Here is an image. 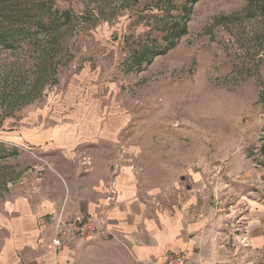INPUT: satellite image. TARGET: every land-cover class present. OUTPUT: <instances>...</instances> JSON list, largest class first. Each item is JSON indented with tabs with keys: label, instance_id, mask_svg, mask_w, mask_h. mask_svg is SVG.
Returning a JSON list of instances; mask_svg holds the SVG:
<instances>
[{
	"label": "rangeland",
	"instance_id": "obj_1",
	"mask_svg": "<svg viewBox=\"0 0 264 264\" xmlns=\"http://www.w3.org/2000/svg\"><path fill=\"white\" fill-rule=\"evenodd\" d=\"M47 2L68 17L51 39L0 43V197L58 159L32 137L71 136L73 163L126 169L162 198L199 175L242 264H264V244L244 247L250 230L264 236V0L187 5L175 46L128 73L130 54L167 44L160 0ZM170 2L181 16L186 0Z\"/></svg>",
	"mask_w": 264,
	"mask_h": 264
},
{
	"label": "crops",
	"instance_id": "obj_2",
	"mask_svg": "<svg viewBox=\"0 0 264 264\" xmlns=\"http://www.w3.org/2000/svg\"><path fill=\"white\" fill-rule=\"evenodd\" d=\"M65 137H32L33 145L56 149L58 159L47 168L32 163L0 197V264H164L172 254L186 256L188 264H242L239 238L221 229L219 204L199 175L188 176L190 186L180 194L162 198L140 189L126 169L97 166L94 159L73 163L79 149ZM60 210L97 218L103 231L79 247L54 251L51 219ZM245 237L244 247L264 244L257 230Z\"/></svg>",
	"mask_w": 264,
	"mask_h": 264
},
{
	"label": "trees",
	"instance_id": "obj_3",
	"mask_svg": "<svg viewBox=\"0 0 264 264\" xmlns=\"http://www.w3.org/2000/svg\"><path fill=\"white\" fill-rule=\"evenodd\" d=\"M47 1L0 0V43L12 47L26 39L36 38L41 42L44 39H51L55 31L61 27V19L66 16L65 14L53 15ZM197 1L186 0L182 15L175 16L170 12L173 9L170 0H160L162 16H156L153 19L157 27L161 26L167 31V44L164 47H156L154 52H148V48L143 49L142 46L138 51L130 54L124 61V63L127 62L125 65L127 73L141 69L143 65L150 63L152 57L163 55L175 46L176 40L186 33L185 26L178 21L188 18L189 8L187 5ZM250 1L252 2V0ZM37 40L31 41L37 42Z\"/></svg>",
	"mask_w": 264,
	"mask_h": 264
},
{
	"label": "built area",
	"instance_id": "obj_4",
	"mask_svg": "<svg viewBox=\"0 0 264 264\" xmlns=\"http://www.w3.org/2000/svg\"><path fill=\"white\" fill-rule=\"evenodd\" d=\"M45 164L47 165L46 162ZM51 222V247L54 251H59L63 247H79L92 241L103 231L99 219L88 215L65 216L62 210L51 219ZM188 262L186 256L172 254L164 264H188Z\"/></svg>",
	"mask_w": 264,
	"mask_h": 264
}]
</instances>
